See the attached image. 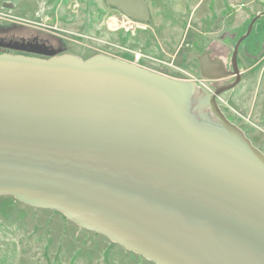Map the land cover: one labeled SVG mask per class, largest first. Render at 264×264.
Segmentation results:
<instances>
[{"label": "water", "instance_id": "1", "mask_svg": "<svg viewBox=\"0 0 264 264\" xmlns=\"http://www.w3.org/2000/svg\"><path fill=\"white\" fill-rule=\"evenodd\" d=\"M258 17L229 68L197 57L210 93L105 53H0V195L154 264H264V152L217 102Z\"/></svg>", "mask_w": 264, "mask_h": 264}, {"label": "rangeland", "instance_id": "2", "mask_svg": "<svg viewBox=\"0 0 264 264\" xmlns=\"http://www.w3.org/2000/svg\"><path fill=\"white\" fill-rule=\"evenodd\" d=\"M150 1L153 22L139 28L106 13L99 0H0V27L21 25L15 36L38 34L62 53L82 58L105 53L169 77L197 80V57L207 51L229 68L236 40L251 19L261 15L239 45L240 81L217 100L264 152V0H242L239 11L226 0H195V8L191 0ZM0 264L154 263L58 212L0 195Z\"/></svg>", "mask_w": 264, "mask_h": 264}, {"label": "crops", "instance_id": "3", "mask_svg": "<svg viewBox=\"0 0 264 264\" xmlns=\"http://www.w3.org/2000/svg\"><path fill=\"white\" fill-rule=\"evenodd\" d=\"M191 0L192 7H196L198 1ZM103 10L110 15L128 21L139 27L148 28L153 22V8L150 0H132V5L127 0H99ZM229 8L240 10L242 0H226ZM192 8V9H194Z\"/></svg>", "mask_w": 264, "mask_h": 264}, {"label": "flooded vegetation", "instance_id": "4", "mask_svg": "<svg viewBox=\"0 0 264 264\" xmlns=\"http://www.w3.org/2000/svg\"><path fill=\"white\" fill-rule=\"evenodd\" d=\"M22 29L23 27L21 25L16 24L8 25L6 27H0V53L7 52L11 54L46 57L41 53H34L31 51L19 49L17 47H27L29 49L38 47L41 49H46L48 51H56L57 53H62L59 52V50H62L61 48L59 49L54 46L55 43H51L49 39L40 37L38 34H33L32 36L28 34L26 36L18 37L14 35V32L21 31Z\"/></svg>", "mask_w": 264, "mask_h": 264}, {"label": "built area", "instance_id": "5", "mask_svg": "<svg viewBox=\"0 0 264 264\" xmlns=\"http://www.w3.org/2000/svg\"><path fill=\"white\" fill-rule=\"evenodd\" d=\"M123 22H126V24H128L129 26H132V25H130L131 23L125 21L124 19H123ZM194 81H196L198 85L202 86V88L205 89L207 92H211L212 91V85L208 84L209 81H207L205 79H202V78L201 79L198 78L197 80H194ZM205 82L207 84H205Z\"/></svg>", "mask_w": 264, "mask_h": 264}, {"label": "trees", "instance_id": "6", "mask_svg": "<svg viewBox=\"0 0 264 264\" xmlns=\"http://www.w3.org/2000/svg\"><path fill=\"white\" fill-rule=\"evenodd\" d=\"M262 16L260 15L257 19H256V22L257 21H259L260 20V18H261ZM89 56H91V55H89ZM89 56H87V57H89ZM21 204V203H20ZM55 212H57V211H55ZM59 213V212H58ZM63 216V215H62ZM64 217V216H63Z\"/></svg>", "mask_w": 264, "mask_h": 264}]
</instances>
